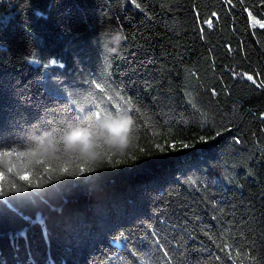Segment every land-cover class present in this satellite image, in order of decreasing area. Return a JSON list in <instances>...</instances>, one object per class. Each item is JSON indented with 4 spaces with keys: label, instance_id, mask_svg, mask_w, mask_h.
<instances>
[{
    "label": "trees",
    "instance_id": "1",
    "mask_svg": "<svg viewBox=\"0 0 264 264\" xmlns=\"http://www.w3.org/2000/svg\"><path fill=\"white\" fill-rule=\"evenodd\" d=\"M245 2L0 0V264H264ZM109 29L127 37L111 56L92 40ZM112 111L135 120L126 151L66 140Z\"/></svg>",
    "mask_w": 264,
    "mask_h": 264
},
{
    "label": "clouds",
    "instance_id": "2",
    "mask_svg": "<svg viewBox=\"0 0 264 264\" xmlns=\"http://www.w3.org/2000/svg\"><path fill=\"white\" fill-rule=\"evenodd\" d=\"M127 37L123 30L109 29L93 37V44L99 41L100 47L107 55L119 54L122 44ZM86 123L70 128L66 133V140L75 133L86 135L92 152L99 157L101 151L119 153L126 151L135 137V120L128 112H105L99 116L89 114L85 118ZM78 150L82 153H88L80 145Z\"/></svg>",
    "mask_w": 264,
    "mask_h": 264
},
{
    "label": "rangeland",
    "instance_id": "3",
    "mask_svg": "<svg viewBox=\"0 0 264 264\" xmlns=\"http://www.w3.org/2000/svg\"><path fill=\"white\" fill-rule=\"evenodd\" d=\"M254 7L259 9V12L262 14V19H258L252 14L251 9ZM245 8L248 14V23L252 27H264V0H246Z\"/></svg>",
    "mask_w": 264,
    "mask_h": 264
},
{
    "label": "snow or ice",
    "instance_id": "4",
    "mask_svg": "<svg viewBox=\"0 0 264 264\" xmlns=\"http://www.w3.org/2000/svg\"><path fill=\"white\" fill-rule=\"evenodd\" d=\"M251 79V77H249ZM99 87V85H97ZM99 115V114H98ZM70 141H80L83 146L87 149L89 147V141L86 135H81L80 133H75L71 138ZM71 146V145H70ZM27 177H22V179H26Z\"/></svg>",
    "mask_w": 264,
    "mask_h": 264
}]
</instances>
